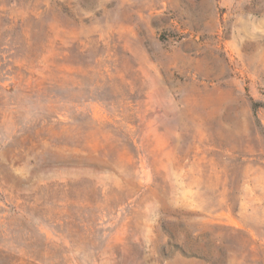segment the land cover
<instances>
[{
	"label": "rangeland",
	"instance_id": "1",
	"mask_svg": "<svg viewBox=\"0 0 264 264\" xmlns=\"http://www.w3.org/2000/svg\"><path fill=\"white\" fill-rule=\"evenodd\" d=\"M0 264H264V0H0Z\"/></svg>",
	"mask_w": 264,
	"mask_h": 264
}]
</instances>
